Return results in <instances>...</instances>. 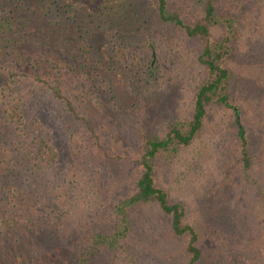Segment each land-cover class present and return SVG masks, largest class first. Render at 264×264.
I'll list each match as a JSON object with an SVG mask.
<instances>
[{"label": "trees", "instance_id": "16d2710c", "mask_svg": "<svg viewBox=\"0 0 264 264\" xmlns=\"http://www.w3.org/2000/svg\"><path fill=\"white\" fill-rule=\"evenodd\" d=\"M81 1L31 0L26 9L30 16L26 19L21 5L25 10L29 0H0L3 12L0 32L15 41L12 48L20 45L18 39L33 33L31 23L42 34L41 41L35 45L40 54L31 65L32 72L19 74L9 70V81L0 86V140L6 145L5 149L10 150L8 159L0 158V173L7 174V179L0 174V189L6 193L14 192L19 186L21 188L23 176H34L36 180L41 178V183H44V178L51 181L50 176L56 177L62 171L59 168L62 167L61 147L67 140L70 147H76V151L91 154V142L102 148L100 130H104V122H109V115L118 121L119 128L125 130L123 132L132 126L129 115H136L135 127L143 134L141 152L136 158L140 169L128 194L113 202V219L116 221L110 227L112 231L99 229L92 234L90 241L81 245V241L74 238L69 224L58 223L47 232L42 228L36 230L42 238V242L36 245L37 251L46 247V234L57 238L71 235L70 238L74 239L71 243L75 247L72 264H101L97 255L103 247L122 252L129 249L126 240L130 231V208L138 204H154L168 217L172 233L187 237L185 264H200L205 256L200 229L185 221L184 204L173 200L167 188L156 183L157 166L161 156L170 159L180 147L190 145L203 130L208 109L221 105L233 113L241 168L247 171L252 167L253 151L243 120L244 110L235 102L230 90L233 79L240 87L244 84L250 87L249 82L254 83L251 91H259L256 84L264 80V0H196L197 14L172 6L171 0ZM158 20L172 26L171 34L155 36L154 28L148 24ZM115 24L116 35H112ZM22 29H25L24 34L20 32ZM16 34L18 37L14 39ZM243 37L248 44L246 48L237 45L238 39ZM47 44L51 52H47ZM188 45L200 49L197 60L206 71L193 91L192 111L189 116L170 118L164 135L156 131L145 134L143 121L152 112V105L158 101L157 96L163 89L160 85L163 72L158 62L163 59L171 65L176 64L182 56V48ZM249 50H252L250 58L244 61ZM239 52L243 62L230 64V54L238 56ZM16 60L20 62L19 58ZM73 72L76 79L86 86L84 93L95 98L92 104L82 96L73 97L65 93L66 83L62 76ZM21 75L25 78L31 76L45 84L53 97L59 100V111L68 113L65 116L67 122L63 123L65 130L61 133V136L66 134L63 144L50 135V129H42V123H39L41 116L33 119V125L37 124L35 130L31 131L27 126L24 97L14 89V83ZM258 91H255L257 95ZM249 96L247 92L245 99L248 100ZM259 103L262 108L259 117L264 123V96ZM130 107L134 113L129 112ZM259 148L264 155V147ZM72 167L79 173L68 179L70 183H74L76 178L80 181L83 171H86L80 170L76 163ZM46 184L49 187V182ZM263 186L264 176H259V192L262 194L260 224H264ZM87 187L88 192L85 187H80L81 199L84 201L88 197L89 203L91 200L97 202L103 194L97 179L88 176ZM51 198L58 207L64 201L56 200L58 194ZM62 207L66 208L65 205ZM6 220L7 217L0 213V224ZM51 241L53 238L49 239V244ZM262 257L259 254V262Z\"/></svg>", "mask_w": 264, "mask_h": 264}, {"label": "rangeland", "instance_id": "374dc122", "mask_svg": "<svg viewBox=\"0 0 264 264\" xmlns=\"http://www.w3.org/2000/svg\"><path fill=\"white\" fill-rule=\"evenodd\" d=\"M29 5L31 0L26 4L25 10L21 5L26 19L30 16L26 13ZM171 5L180 6L181 10L186 8V12L190 10L195 14L196 9L199 10L196 0H171ZM0 16H3L1 9ZM31 24L33 33L18 39L20 45L16 46V49L12 48L15 41L9 40L5 33L0 32V86L9 81V70L19 74L22 71L32 72L31 65L40 54L35 45L41 41L42 34L38 32L35 24ZM148 25L154 28L152 31L157 37H160L161 33L171 34L172 26L160 20L153 21V24L150 21ZM115 30L117 31L116 24L111 30L112 35H116ZM20 32L24 34L25 29ZM14 36V39H17L18 34ZM245 38L238 39V47H248ZM46 49L51 52L49 44ZM182 49V56L176 64L171 65V62L163 59L158 62L163 72L160 83L163 89L157 96L158 101L152 105V112L143 121L145 134L156 131L164 135L170 118L178 115L189 116L192 111L193 91L197 87L196 84L206 75V71L197 60L200 49L195 45ZM251 52L252 50L248 51L244 61L249 60ZM18 58L20 62L16 60ZM228 61L230 64H237L243 62V56L240 52L238 56L231 53ZM18 78L14 89L24 97L28 115L27 126L31 131L35 130L37 124L33 125V119L41 116L39 123H42V129H50V135L63 144L66 134L61 136V133L65 130L63 123L67 122L65 116L68 113L59 111V100L53 97L52 91L45 84L31 76L25 78L21 75ZM62 78L66 83L67 95L80 98L82 96L89 104L95 101L94 97L90 98L84 93L86 86L76 79L74 72L64 74ZM234 80L230 91L235 102L244 110L243 120L253 151L252 167L247 171L241 168L232 110L225 106L213 105L208 109L202 132L190 145L180 147L172 158L165 159L161 156L156 171V183L167 188L173 200L184 204L185 221L200 229L205 253L200 264H264V224L259 221V209L262 207L259 176H264V155L259 148L264 147V123L259 117V111L262 110L259 102L264 96V80L260 79L256 84L259 91H251L254 83L249 82L250 87L245 86L247 84L240 87ZM255 91L260 93L257 95ZM247 92L250 94L248 100L245 99ZM131 108L129 112H133ZM128 118L132 126L128 132H123L125 130L119 128L118 121L109 115V122H104V130H100L102 148L91 142V154L76 151V147H70L67 140L61 147L62 167L59 168L62 171L56 177L50 176L51 181L44 178V183H41V178L36 180L34 176H23L21 179L24 181H20L21 188L19 186L14 192L6 193L0 189V213L7 217V220L0 224V264H72L75 247L71 243L74 240L70 238L71 235L57 238L46 234L48 243L38 252L36 245L42 242V238L36 230L40 228L47 232L58 223L69 224L74 238L81 241V245L90 241L92 234L99 229L107 228L106 230L112 231L110 227H113L116 221L113 219V202L128 194L140 169L136 158L141 152L143 134L135 127L137 116L130 114ZM5 146L0 140L1 159H8L10 154V150H6ZM75 163L80 170L86 171H83L80 181L76 178L74 183H70L68 179L79 173L76 171L78 169L72 167ZM0 174L2 178L7 179L5 172ZM88 176L97 179V183L101 185L100 189H103V194L97 202L91 200L92 203H89L88 197L84 201L81 199L80 187H85L87 192L89 190ZM46 182H49V187L45 186ZM54 194L59 195L57 201L64 200L59 207L52 203L51 196ZM63 205L66 208H61ZM130 213V231L126 240L129 249L122 252L105 246L98 250V262L186 263L187 237L172 233L168 217L156 205H134L130 208ZM50 238H53V241L49 244ZM259 254L263 256L260 262Z\"/></svg>", "mask_w": 264, "mask_h": 264}]
</instances>
